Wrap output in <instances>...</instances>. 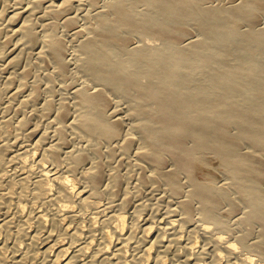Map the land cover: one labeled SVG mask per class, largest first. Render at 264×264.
Returning a JSON list of instances; mask_svg holds the SVG:
<instances>
[{
  "label": "bare ground",
  "instance_id": "6f19581e",
  "mask_svg": "<svg viewBox=\"0 0 264 264\" xmlns=\"http://www.w3.org/2000/svg\"><path fill=\"white\" fill-rule=\"evenodd\" d=\"M76 1H48L42 15L60 18ZM88 1L73 51L52 21L32 22L42 0L4 16L21 37L0 56L8 66L46 30L39 58L86 79L58 107L54 138L23 117L19 128L37 138L0 144V167L12 162L0 176V229L19 240L0 238V264H264V0ZM2 85L0 100L21 90ZM49 97L42 111L56 105ZM125 157L139 182L119 197L123 173L134 178L119 172ZM163 182L157 214L130 198Z\"/></svg>",
  "mask_w": 264,
  "mask_h": 264
},
{
  "label": "rangeland",
  "instance_id": "374dc122",
  "mask_svg": "<svg viewBox=\"0 0 264 264\" xmlns=\"http://www.w3.org/2000/svg\"><path fill=\"white\" fill-rule=\"evenodd\" d=\"M17 1L18 0H0V12L3 13V16H2L3 18L1 17L2 19H0V25L3 28L6 26L4 29H2V27L0 26L1 31L2 32L4 31V34L1 33V35H3V36L0 35V56L4 55V53L9 48H11V47L13 48V46H15V44H17L16 41L20 40V38H21L18 35L11 34V32L8 29L10 27H7V26H9L8 25L9 23H7L8 20H6V18L9 16V14L14 11L15 7H19L22 5V2H21L22 0H19V5H18ZM29 1L30 0H23V5L29 4ZM48 1L51 2V0H45V2L42 0L43 5L40 4L37 7L38 11L40 9L39 16L41 18L43 16L42 12L44 11V9H46V4L47 3L49 4ZM83 1L84 0L80 1L79 4L77 3V2H79V0L76 1V3H74V5L72 4L73 6L70 7L71 9L69 11H67L66 15H64L60 18H57V19L51 18L50 19V17L47 18V17L43 16L44 18H42V21H41L39 16L34 15V17L32 16V18H33L32 20H34L32 22L36 24L38 29H41V27H44V24L50 23L52 21L53 26L51 29L56 30L59 34L64 36L66 38L68 44H69L68 48L70 49V51H73L74 47H73V41L72 40L75 38L77 33L81 29H83L84 24H85V22H84V19H85L84 14L85 13H83V12H86V6L88 9L91 8V6H88V5H90V2L88 0H85L84 2ZM87 1L89 2V4ZM44 3H46V4H44ZM41 9H42V11H41ZM7 14H8V16H7ZM4 16L6 18H4ZM67 16L75 17V23L73 25L69 24L67 22ZM29 17H27V18H29ZM37 17H39V18H37ZM36 18H37V21L35 22ZM3 19H4V21H3ZM43 20H47L48 22L43 21ZM30 21H31V19H30ZM2 23L4 24V26L2 25ZM5 23H6V25H5ZM5 29H7V30H5ZM6 31H8V32H6ZM45 33H46V30H43L41 32V36H40L39 43L37 44V46H38L37 48H34L30 45L29 47L25 46V47H28L30 49H27V48L25 49V47L23 46L24 50L23 49L21 50L22 53L20 51V54H21V55L19 54V58H20L19 60L20 61L17 65L8 66L6 60L3 59L4 57L3 56L0 57V82H1V85L5 84L6 86H12L15 89H21L20 92L15 97H10L9 94H11V92L8 93L5 90L4 95H3V99L0 100V144L5 143L7 141H13L14 139L18 138L19 142L22 143V145H27L29 143H32V141H34V139L37 138V136L34 137V136L27 135L23 128H21V129L19 128V126H18L19 120L23 117H27L29 119L26 127L36 126L40 133L48 131L51 133V139H52V135L54 133V129L56 127V124L59 122V120L57 119V114H58V110H59L58 107H60L62 102H65V101L71 102L72 101V97H71L72 94L71 93L74 90V85L80 84L81 82H83L86 79L84 73L77 70L75 68L74 64L70 63V71L65 76H62L61 74H59L57 72V69L54 66V64L47 63V65H46V63H44L39 58L37 52H38V49L41 48V46L44 43L43 40L45 37ZM12 35L15 36L13 38L14 40L11 39L12 37H10L11 40H9V36H12ZM136 40H140V37H137ZM8 45H10V46H8ZM69 49H68V52L71 53L69 51ZM17 53L18 52H15L14 55H16ZM68 57L71 58V54ZM4 64L8 68H6ZM50 64H52V65H50ZM25 70H27V72L30 71V72H28L29 74H26ZM8 71L10 72V75H9ZM11 73H13L14 75H12ZM10 76L12 77V80L9 81ZM5 85H2V86L4 87ZM35 87L40 88V91H41L40 96L42 98L40 97V99L37 101L36 100L35 101L27 100L30 93L33 91V89ZM48 96L52 97V99L53 98L55 99V100L54 99L53 100H54V105L55 104L56 105L53 106L52 107L53 109L52 110L50 109L48 112H46V109L44 111H42L43 107H41V105L42 104L44 105L45 101L48 99ZM39 105L41 108L39 107ZM36 108H37V110H36ZM69 115L70 116L68 117V120L70 121L73 119V117L75 115L73 108L70 111ZM70 135H72V134H70ZM72 136H70L72 138L70 140L71 146L83 147V146H81V144H83V142H81V140L79 138H77L78 141H75L76 139L74 138V136L73 137ZM53 138H54V135H53ZM73 138H74V140H73ZM9 149L16 151V150H18V145L14 144L13 146H10ZM35 150H38V149L34 148L33 151H35ZM32 152H27V154H25V155H29ZM5 153H6V151L0 148V154L3 155V158H5ZM126 160L128 161L129 159H127L125 157L124 161L121 163V165L115 161L116 166H117V164L120 165V167L123 166L122 168H120V170H122V171H119V172L120 173H123V171L126 172L125 170L131 171V168L134 167V171L136 173V170L138 171V168L133 166V164L131 166V164H130L131 161L129 160L128 162H130L129 163V165L131 166L130 167L127 164L128 162ZM211 160H212L211 157L205 156L203 158V163H206V162L208 163ZM125 161L127 163H125ZM31 162H32V160H31ZM11 164H12V162L6 161L4 159L3 166L0 167V169L4 168V172H0V176L7 178L6 175L9 174V169L12 168ZM122 164H125V165H122ZM127 166H129L130 168ZM107 167H108V169L109 168L111 169L112 165L108 163ZM118 168H119V166H118ZM127 173H123L124 178L122 179L121 188L119 189L120 191L118 192L119 197H123V196L127 195L128 193H129L128 194L129 196L132 195V193H130V191L133 192L135 183L139 182L138 180H136V174H132L133 170L131 171V175L134 178L130 177V173L128 171H127ZM128 175H129V177H128ZM199 175L202 179H204L208 176V174H206L203 169L199 171ZM208 177H209V179L213 180L212 175H209ZM138 178L140 179V182H141L142 179L140 177H138ZM132 180H134V181H132ZM29 182H31V181H29ZM132 182H134V183H132ZM133 184H134V186H133ZM160 184H162V186ZM153 185H155V186H153ZM153 185L148 186V187H144V191L141 194H134V193H136V192H134L132 197L135 199H133L132 197H130V198L132 199L133 202H134V200L136 201L137 199L139 200V202H145L146 203V206H145L146 209L145 210L147 213L157 214L158 213L157 208L150 207V204L153 206L156 205L155 202H157L158 204H164V201L159 200V197H160L159 195H162V193H163L162 190L166 188V184L163 182V183H156ZM13 187H14V190H16L17 188L19 189L18 186H13ZM136 195H137V197H136ZM23 199H24V202H26L25 197H22V199L15 198L14 199L15 203H13V206H9V208H7L5 210V211H7L6 213L9 216V219H13L16 221V218H17V216H16V210H17L16 204L18 203V201L22 202ZM104 199L105 198H103V200ZM105 201H106V199H105ZM141 210H143V209H141ZM153 211H155V213ZM229 216H232V214L229 213ZM11 231H12L11 226H9V228H6V229H4V228L0 229L1 240H4V238L6 237V234L9 233V241H15L16 237H13L11 235ZM16 241H19V240H16ZM29 261H31V259H29ZM166 264H172V261L168 259Z\"/></svg>",
  "mask_w": 264,
  "mask_h": 264
}]
</instances>
